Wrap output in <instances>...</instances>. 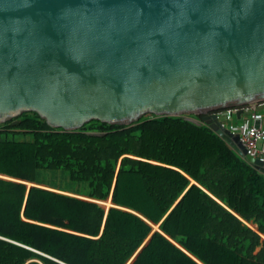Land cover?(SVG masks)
Returning <instances> with one entry per match:
<instances>
[{"label": "trees", "instance_id": "16d2710c", "mask_svg": "<svg viewBox=\"0 0 264 264\" xmlns=\"http://www.w3.org/2000/svg\"><path fill=\"white\" fill-rule=\"evenodd\" d=\"M194 118L65 132L30 112L1 124L0 264H127L150 222L161 232L132 264H199L171 240L203 264H264V175ZM20 181L99 201L112 193L117 207L105 218L97 202Z\"/></svg>", "mask_w": 264, "mask_h": 264}, {"label": "water", "instance_id": "95a60500", "mask_svg": "<svg viewBox=\"0 0 264 264\" xmlns=\"http://www.w3.org/2000/svg\"><path fill=\"white\" fill-rule=\"evenodd\" d=\"M263 102L264 0H0V125L30 112L65 132L201 116L264 175L219 115Z\"/></svg>", "mask_w": 264, "mask_h": 264}, {"label": "crops", "instance_id": "0c3cea01", "mask_svg": "<svg viewBox=\"0 0 264 264\" xmlns=\"http://www.w3.org/2000/svg\"><path fill=\"white\" fill-rule=\"evenodd\" d=\"M261 119L262 120V127L261 129L264 130V105L260 106V105H256V106H252L251 108V111L250 112H246L242 118V120H238L236 115L233 117L232 120H229V126L232 127V128H236V127H248V122L250 119ZM190 120V118H187ZM22 182V181H20ZM23 183V182H22ZM28 183V182H27ZM25 183V184H27ZM36 184V183H35ZM28 185V184H27ZM38 188H43V189H47V190H51V191H55V192H59V193H62V194H65V195H70V196H75V197H81V196H78V195H75V194H72V193H69L67 191H63V190H58V189H54V188H51V187H47V186H44V185H39L38 184ZM28 189L29 188V185H28ZM112 194V193H111ZM81 198H84V199H87L89 200L90 198H87V197H81ZM94 200V199H93ZM92 201V200H90ZM93 202H97L98 204H100L101 206H103L104 208L106 207L107 209L110 210V208L112 207H117L115 204H112L110 207H108L107 205H105L106 203V200L104 201H99V200H96V201H93ZM104 202V204H103ZM105 208V210H106ZM109 213V212H108ZM108 213H106V216L105 218L107 217ZM137 214V213H136ZM139 215V214H137ZM141 216V215H139ZM142 217V216H141ZM243 222L249 226L250 228H252L254 231L258 232L259 233V227H258V224L256 223H253L251 222L253 225H251L250 223L248 222H245L243 220ZM150 224L152 225V223L150 222ZM153 227V231L152 233L149 235V237L145 240V242L142 244V246L137 250V252L133 255V257L127 262V264H132L135 259L137 258L138 254L142 251V249L149 243L150 239L152 238L153 234L157 231L161 232L160 230V224L159 225H152ZM258 230H257V228ZM261 245L257 247L256 251H255V254L259 253L261 251V249L263 248V244H264V235L261 234ZM171 240V239H170ZM171 242H173V244H175L178 248H180L182 251H184L186 254H188L189 256H191L193 259H195L199 264H203L202 262H200L198 259H196L194 256H192L188 251H186L181 245H179L176 241H173L171 240Z\"/></svg>", "mask_w": 264, "mask_h": 264}, {"label": "built area", "instance_id": "2783aa9c", "mask_svg": "<svg viewBox=\"0 0 264 264\" xmlns=\"http://www.w3.org/2000/svg\"><path fill=\"white\" fill-rule=\"evenodd\" d=\"M260 106L264 105V102L258 104ZM252 106H244V107H231L226 110H222L219 112V115L226 121L232 120L236 113L243 109L244 112H250ZM195 123H199L197 120L190 119ZM232 131L241 135V141L243 142L245 148L249 151V153L264 158V130L256 127H236L232 128Z\"/></svg>", "mask_w": 264, "mask_h": 264}, {"label": "rangeland", "instance_id": "374dc122", "mask_svg": "<svg viewBox=\"0 0 264 264\" xmlns=\"http://www.w3.org/2000/svg\"><path fill=\"white\" fill-rule=\"evenodd\" d=\"M147 116V115H146ZM149 116V115H148ZM185 118H190V119H193V120H195V118L194 117H190V116H185ZM103 204H104V202H103ZM106 205V204H105Z\"/></svg>", "mask_w": 264, "mask_h": 264}]
</instances>
